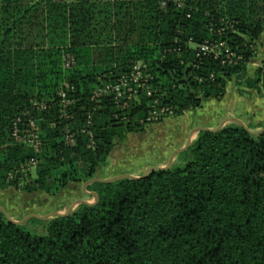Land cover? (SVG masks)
Wrapping results in <instances>:
<instances>
[{"label": "trees", "instance_id": "trees-1", "mask_svg": "<svg viewBox=\"0 0 264 264\" xmlns=\"http://www.w3.org/2000/svg\"><path fill=\"white\" fill-rule=\"evenodd\" d=\"M263 33L264 0H186L182 9L159 0H0V191L56 200L95 179L129 134L146 132L151 98L127 110L113 96L91 100L137 62L148 63L154 96L174 118L223 100L230 83L262 93L264 65L253 76L249 65ZM205 43L224 47L199 56ZM66 55L75 68H64ZM66 82L77 99L68 119L58 99ZM35 101L54 108L32 111ZM26 111L41 129L39 154L12 138ZM197 134L168 170L89 184L99 201L69 216L17 225L0 210V264H264V134L235 122ZM32 158L36 176H26L21 166Z\"/></svg>", "mask_w": 264, "mask_h": 264}, {"label": "rangeland", "instance_id": "rangeland-1", "mask_svg": "<svg viewBox=\"0 0 264 264\" xmlns=\"http://www.w3.org/2000/svg\"><path fill=\"white\" fill-rule=\"evenodd\" d=\"M262 65L264 33L257 43L256 55L251 59L250 75L253 76ZM230 118L242 121L251 131L263 130L264 88L262 93H258L230 83L223 100H208L199 110L150 125L144 133L129 134L123 143L115 147L107 166L99 168L95 179L107 180L118 176L141 177L150 168L166 167L171 155L186 146L194 129H217ZM197 135H193V141L197 139ZM33 174L36 176V171ZM84 184H72L56 200L40 192L19 197L13 189L0 191V206L14 221H23L31 215L43 217L53 212L66 214L78 200L95 202L94 197L85 193ZM33 225V222L29 223V227ZM39 229L43 231V227Z\"/></svg>", "mask_w": 264, "mask_h": 264}, {"label": "built area", "instance_id": "built-area-1", "mask_svg": "<svg viewBox=\"0 0 264 264\" xmlns=\"http://www.w3.org/2000/svg\"><path fill=\"white\" fill-rule=\"evenodd\" d=\"M162 8H166L168 4L172 3L177 8H184L186 0H159ZM220 47H224V44L210 45L209 43L202 44L198 47L199 56L206 55L209 52H213L218 57ZM229 51L227 50V53ZM228 59L233 61L236 56L229 53ZM240 59V58H239ZM77 66V62L74 56L66 55L64 58V68L72 69ZM153 75L149 68L148 63L144 61L137 62L132 67L131 71L123 75L115 83H105L98 87L92 93L91 100L95 103L100 102L103 98L113 96L115 103L123 110H127L131 107L132 103L142 101L143 97L151 98V109L148 113L147 123L154 124L160 121H165L170 118H174L175 110L171 106L161 105L160 99L155 98V91L152 88ZM76 87L70 83H64L58 92L59 107L61 118H70V111L75 106L77 99H75ZM51 108H54L52 102H40L35 101L32 103V111L47 112ZM24 118H29L27 122ZM88 127L93 125L92 115L88 117ZM85 131V130H84ZM90 138V146L94 144V135L92 131L87 132ZM12 138L15 143L21 146H26L34 150L37 154L42 152V140L41 129L37 124V121L32 116L31 111H26L21 117H18L12 127ZM66 143L73 147L76 145L75 134L71 131H67ZM38 165V160L32 158L21 166V172L26 176L33 174Z\"/></svg>", "mask_w": 264, "mask_h": 264}, {"label": "water", "instance_id": "water-1", "mask_svg": "<svg viewBox=\"0 0 264 264\" xmlns=\"http://www.w3.org/2000/svg\"><path fill=\"white\" fill-rule=\"evenodd\" d=\"M232 122H235V123H238L240 126H242L244 129H246L247 131H249L251 134H254V135H260V134H264V129L263 130H260V131H251L249 130V128L240 120L236 119V118H230V119H226L217 129H206V128H197V129H194L189 138H188V141H187V144L185 147L179 149V150H176L170 157V160H169V163L166 167H153V168H150L149 170H147L145 172L144 175H142L141 177H132V176H118V177H114V178H111V179H107V180H98V179H92L88 182H86L84 184V191L86 194H89L91 195L92 197H94L95 199V202H88V201H84V200H78L76 201L69 209V211L66 213V214H62L60 212H53L49 215H46V216H36V215H31L27 218H25L23 221H14L10 215L8 214V212L0 206V210L5 214V216L8 218L9 221L17 224V225H22L24 224L25 222H27L30 218H37V219H40V220H47L51 217H56V216H61V217H66V216H69L73 213V211L75 210L76 207H78L79 205H82V204H86V205H94L96 204L98 201H99V195L97 193H91V192H88L86 190L87 186L91 183H106V184H109V183H112V182H115V181H118V180H121V179H133V180H137V179H141V178H145L149 173L151 172H154V171H162V170H168L172 167L173 163H174V160L175 158L181 154L182 152L188 150L192 143H193V135L194 134H197L199 132H202V131H210V132H218L220 131L221 129H223L227 124L229 123H232Z\"/></svg>", "mask_w": 264, "mask_h": 264}]
</instances>
